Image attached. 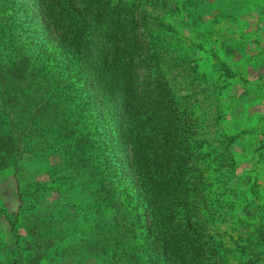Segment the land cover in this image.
<instances>
[{"label":"rangeland","instance_id":"1","mask_svg":"<svg viewBox=\"0 0 264 264\" xmlns=\"http://www.w3.org/2000/svg\"><path fill=\"white\" fill-rule=\"evenodd\" d=\"M263 11L264 0H0V84L33 99L18 118L0 101V250L58 213L62 240L37 264H264V33L251 29L264 30ZM122 116L140 122L136 176L112 138Z\"/></svg>","mask_w":264,"mask_h":264},{"label":"trees","instance_id":"2","mask_svg":"<svg viewBox=\"0 0 264 264\" xmlns=\"http://www.w3.org/2000/svg\"><path fill=\"white\" fill-rule=\"evenodd\" d=\"M51 34L50 32H48V35ZM84 43H88L87 40L84 41ZM92 41H90V45H91ZM52 44H54L56 46V48H59V44L53 42ZM87 55V52H86ZM96 55V53L93 54L92 59L94 58V56ZM102 59V58H101ZM86 62L90 63V57L86 56ZM104 84L101 85H94L93 86V90L94 93L97 94L98 96H104L105 94H107L108 92L102 93L101 92V87H103ZM124 85L120 88L121 90L124 89ZM13 92V93H12ZM24 91L21 90V86L20 84H14L12 86H8V87H4L0 84V101L3 104V107L5 106V113L10 114L11 112L14 113V116L16 118L20 117V115H22L21 113L25 110H23L21 107H31V104L33 102V99L31 98H27V100H20L23 99L21 98V94ZM20 98V99H19ZM40 105V107H36L35 105V109H38L37 111H39L40 109H42V104H38ZM20 108V109H19ZM31 112H27V116H25L26 114H23L28 122V119L31 118V115L33 114V117L35 116L34 112L32 111V114H30ZM41 117V115H39L37 117V119H39ZM36 121V120H35ZM110 121L112 123H114L115 121H120V123H122L123 125L127 126V128L125 130H122L121 132H118L117 135L112 136L113 139H120L119 143H120V147H121V153H122V162H124V164L126 165L127 172L129 174H131L132 176H136L138 175V171L139 168L136 164L137 162V155H138V150L135 147L136 144V140L138 137V130L137 127L140 124L139 120L136 118H129L128 116H122V117H111ZM19 122V121H18ZM26 123H24L26 126L28 125ZM35 127H37V123L35 122L33 124ZM114 125V124H112ZM27 128V127H26ZM113 133L116 132V130L112 129L111 130ZM169 131V130H167ZM183 135L186 137L188 134L187 133H183ZM185 141L184 137H180L179 143H182V141ZM8 146L10 142H8L6 140ZM43 150L37 151L36 155H38L39 153H41ZM91 155V159L95 162H97L100 159V155L101 150H99L98 146H94L92 147V153H90ZM146 155V154H145ZM179 157V154H178ZM139 165V163H138ZM1 171V170H0ZM0 209H3L2 207H0ZM2 213V212H1ZM4 215V213H2ZM149 215V213L147 214ZM7 217H9V215H7ZM62 217V216H59ZM58 213L54 214V215H41L37 220L32 221L29 226H26L25 228L22 229L23 232L22 235L20 234V232H13L12 236H9V240H8V246L9 248H6L5 250H0V264H17L19 259L27 261V254L25 255V252L28 250L30 252H32V256L29 258L30 263L29 264H37V262L39 261L38 258H42L45 257V254L42 252L44 251V249L41 251V249L47 244L49 243V245L52 247L53 245H55L56 242L61 241L62 238L60 237V230L57 227L58 225ZM63 218V217H62ZM63 220H65L63 218ZM71 221V219H70ZM10 231V230H9ZM16 231V230H15ZM25 234V235H23ZM5 237H1V239H3ZM82 242V241H79ZM77 245V244H75ZM48 248L46 249V251L51 249ZM78 248L75 249V254L77 253V251H80L82 254L85 253V251H81V250H77ZM87 252H90V249L87 250ZM54 255L51 257V261H56L58 260V258H62L61 256H66V254L68 253V250H63L62 252L56 253L55 251L53 252ZM39 256V257H38ZM26 257V258H25ZM83 257V256H82ZM81 255L78 256V260L82 259ZM85 257L83 258V262H85ZM37 258V259H35Z\"/></svg>","mask_w":264,"mask_h":264},{"label":"crops","instance_id":"3","mask_svg":"<svg viewBox=\"0 0 264 264\" xmlns=\"http://www.w3.org/2000/svg\"><path fill=\"white\" fill-rule=\"evenodd\" d=\"M262 14H263L262 17L264 18V11L262 12ZM259 17H260V16L258 15L257 10H255V13H254L253 18H254V19H255V18H256V19H259ZM253 18H252L250 21H253ZM251 29L254 30V32H258L259 36H261L262 33H264V30H263V29H261V30L258 29V28L255 29L254 26H253V27L251 26ZM263 35H264V34H263ZM251 47H252V48H251V51H252V52H256V50H254V48H253L254 46H251Z\"/></svg>","mask_w":264,"mask_h":264}]
</instances>
